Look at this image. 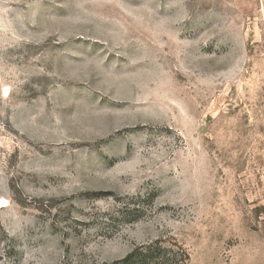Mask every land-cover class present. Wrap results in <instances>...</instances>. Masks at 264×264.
Segmentation results:
<instances>
[{"label":"rangeland","instance_id":"1","mask_svg":"<svg viewBox=\"0 0 264 264\" xmlns=\"http://www.w3.org/2000/svg\"><path fill=\"white\" fill-rule=\"evenodd\" d=\"M0 264H264V0H0Z\"/></svg>","mask_w":264,"mask_h":264}]
</instances>
